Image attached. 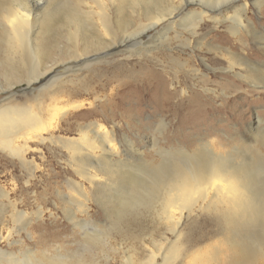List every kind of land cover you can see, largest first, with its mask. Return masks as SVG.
Instances as JSON below:
<instances>
[{"label":"bare ground","instance_id":"1","mask_svg":"<svg viewBox=\"0 0 264 264\" xmlns=\"http://www.w3.org/2000/svg\"><path fill=\"white\" fill-rule=\"evenodd\" d=\"M262 1L0 0L2 26L0 32L11 57L17 56L18 63L29 66L26 77L28 85L48 76L50 68L42 69L46 64L40 41L43 42L45 34L54 30L59 24L60 28L66 29L71 43L77 45L80 41L83 44L81 53L86 51L84 41L87 37L92 45H98L100 50L105 49L103 53L100 52L101 54L91 59L118 51L127 54L130 58L135 55L154 58L156 57L154 54L159 51L167 52L163 57H156L155 63L162 71L173 77V82L170 83L171 90H174V79L177 83L179 75L183 72L194 82L204 81L202 76H208V73H202L201 68L190 69L186 61L179 57V54H186L187 50L193 54L195 50L192 44H194L198 50L205 49L204 51L211 52L216 58V66H211L201 58L206 71L213 75L225 74L231 78H228L229 80L223 78L220 82L223 89L227 87L232 92L221 90L220 87L221 91L201 86L202 92L205 96L211 94L216 98L221 95L232 99L242 93L241 91L236 93L240 84L264 91V62L251 59L245 48L248 46L249 37L264 51V33H261L255 23L245 16L249 3L257 6ZM192 5L195 7L192 8ZM139 6L140 14L148 19V23L140 22L133 31L129 32L130 21L124 15L123 9ZM229 9H233V12L230 13ZM59 18H62V22H59ZM206 21L213 23L214 28L226 24L227 31L235 42L245 47L233 50L207 41L205 32L199 31ZM120 46H123V49L117 51ZM76 56L78 57L76 60H79L80 53H76ZM148 68L133 65L128 68L117 67L109 72L108 67H101L95 71L94 77L81 84L80 88L83 93L92 94L95 102L102 104V99L106 95L99 93L100 90L97 91L96 88L103 89L110 78L118 79L124 76L133 80L145 79L152 70V67L149 70ZM106 73L111 74L109 79H106ZM55 82L56 80L51 84L54 85ZM57 90L58 93L52 95L48 93L47 98L44 95L35 97L29 104L0 103V148L11 157L17 158L22 166L26 165L24 154L30 148L29 143L34 140L53 141L50 132L52 118L55 115L63 116L67 112L69 92L59 87ZM64 96H67V100L63 98ZM60 97L65 100L60 101ZM165 100L170 102L169 97ZM263 124L264 118L257 117L256 126L252 132L249 131L250 136L247 138L249 141H244L242 136L218 143L201 138L192 152L157 148L155 150L159 159L157 163L153 162V159L142 158L143 152L135 147L126 134L118 136L119 130L116 125L106 129L97 121L79 126L77 137L58 136L55 138V143L67 151L69 163L75 167L78 176L91 186V193L96 201L105 202L104 197L96 196L104 192L105 187L114 192V194L106 193V200L113 199L112 208L116 223L124 225L128 217H133L127 226L139 224L142 219L146 220V214H153L151 222L157 221L166 227L175 239L164 248L161 264L173 262L175 264H264V172L256 173L234 162L231 156L222 154L224 149L221 147L223 144L237 141L253 143L258 135L264 134ZM156 125L157 131L160 132L167 128L162 119ZM44 132L48 136H44ZM155 145V143L151 144V149L155 148ZM122 146L130 154L137 155L135 163L122 157L123 150H118V147ZM83 187V184H73L72 190L76 189L81 197L77 199L78 211L87 214L89 198ZM179 194H191L194 197L190 207L186 209L181 205ZM0 197L6 198L7 194L0 192ZM126 203L131 205V208H126ZM173 208L177 211L173 212ZM1 211L0 221L3 222ZM197 214L203 215L200 219L203 224L214 227L219 240H210L215 234L209 236V233L200 230L199 235L192 236L190 240L185 241L186 243L180 242L181 220L185 215ZM21 216H23L22 212L19 211L10 215L14 222H20ZM70 217L74 219L72 215ZM197 218L200 217L196 216L192 222L193 226H196L194 223L199 224ZM84 219L75 221V225L82 227V223L86 221ZM176 220L180 223L177 224ZM25 224L22 223L21 228ZM89 234L84 231L81 251H86L85 238ZM133 237L144 238V234ZM205 241L211 242L201 245ZM216 242L222 244L223 248L220 249L215 245ZM122 244H118V247L113 248L112 251L122 249ZM205 247L208 253L206 251L205 255L200 254ZM41 255L37 257L26 250L23 252V258L20 259L12 253L6 254L0 251V264H30V262L77 264L82 253L45 256L43 251ZM203 255L205 259L201 258ZM151 259L149 264H153L154 255ZM125 264H133V260L127 257Z\"/></svg>","mask_w":264,"mask_h":264},{"label":"rangeland","instance_id":"2","mask_svg":"<svg viewBox=\"0 0 264 264\" xmlns=\"http://www.w3.org/2000/svg\"><path fill=\"white\" fill-rule=\"evenodd\" d=\"M257 6L249 3L245 16L255 23L261 33H264V0ZM194 7L195 5H192V8ZM233 9H229V12H233ZM123 11L130 21L129 32L133 31L140 22L148 23V19L140 14V6L133 9L125 7ZM59 22H62V18H59ZM199 31L205 32L206 40L212 44L216 43L233 50L245 47L235 42L224 23L214 28L213 23L206 21ZM247 41L248 46L245 48L249 57L264 62V51L260 46L249 37ZM84 43H86V51L81 53L83 44L80 41L77 45L71 43L66 29L60 28L57 24L54 30L45 34V40L40 41L46 64L42 69L50 68L48 76L28 85L26 77L29 66L18 63L17 56L11 57L0 32V103L29 104L39 95L47 98L48 93L51 95L58 93V87L69 92L67 112L63 116L55 115L52 118L50 132L54 140L30 142V148L24 154L26 165L22 166L17 158L11 157L0 148V192L7 194L6 198L0 197V210L3 214V222L0 221V251L6 254L12 253L20 259L23 258V252L26 250L37 257L42 256L43 251L45 256H65L76 252L83 255L85 251L81 250L84 244V231L90 233V230H106L112 238V250L123 243L122 249L111 251L105 257L106 260H112L114 264H125L127 257H130L133 264H149L154 255L153 264H161L164 248L175 239L166 227L157 221L152 223L153 214H146V220L142 219L139 224L127 226L133 217H128L124 225L116 223L113 216V199L106 200V193L114 194V192L105 187L104 192L96 195L99 198L104 197L105 202L96 201L91 193V186L78 176L75 167L69 163L67 151L55 143V138L77 137L79 126L94 121L102 123L106 129L116 125L119 130L118 136L126 134L135 147L143 152L142 158L153 159V162L157 163L159 159L155 150L160 147L192 152L201 138L218 143L242 136L244 141H249L247 138L256 126V118H264V91L240 84L236 93L240 91L242 93L232 99L221 95L216 98L211 94H208L210 97L205 96L201 86L232 92L227 87L226 89L221 87L223 78H231L225 74L213 75L206 71L201 58L211 66L217 65L216 58L211 52L204 51L205 49L198 50L194 44H192L195 50L193 54L187 50L186 54H179V57L186 61L190 69L201 68L202 73H208V76H202L204 81L197 80L196 83L183 72L179 75L181 78H178L177 83L174 79V90H171L170 83L173 82V77L162 71L155 63L156 57H163L167 52L159 51L154 54L156 56L154 58L143 55L130 58L127 54L118 51L123 49V46H120L116 49L118 52L91 59L100 52L103 53L105 49L100 50L98 45H92L89 37ZM76 53H80L79 60H76L78 58ZM133 65L152 67L149 77L133 80L122 76L115 79L110 78L111 74L106 73L107 78H104L110 80H107L103 89L96 88L97 91L100 90L99 93L106 95L102 99V104L95 102L92 94H85L80 88V85L91 80L96 74L95 71L101 67H108L107 71L110 72L117 67L128 68ZM55 80V84H51ZM167 97L170 98V102L165 100ZM161 119L166 123L167 128L160 132L157 131L156 123ZM43 135L48 136L46 132ZM154 143L155 148L151 149L150 145ZM118 150H123L121 154L126 160L133 163L137 161V155L130 154L123 146L118 147ZM73 184H83V188L88 193L87 214L78 211L77 199L81 197L76 189L72 190ZM17 211L22 212L23 215L20 222H14L10 217ZM71 215L74 219L70 217ZM196 216L200 217L197 218L200 222L194 223L196 226H193L192 222ZM196 216L185 215L181 220L180 242L183 243L192 236L199 235L200 230L209 233V236L215 234L210 240H219L214 227L201 222L203 215ZM82 219L86 220H83L84 224L82 223L85 229L74 223ZM22 223L25 226L21 228ZM139 234H144V238L133 237ZM209 242L211 241H205L201 245ZM215 245L223 248L222 244L217 242ZM206 251L205 247L200 254L205 255ZM204 255L201 258L205 259Z\"/></svg>","mask_w":264,"mask_h":264},{"label":"clouds","instance_id":"3","mask_svg":"<svg viewBox=\"0 0 264 264\" xmlns=\"http://www.w3.org/2000/svg\"><path fill=\"white\" fill-rule=\"evenodd\" d=\"M221 147L224 149L222 154L231 156L234 162L256 173L264 172V134L258 135L251 144L237 141L223 144ZM125 207L131 208V205L126 203ZM111 239L106 230H90V234L85 238L86 251L78 258L77 264H114V261L105 259L112 251Z\"/></svg>","mask_w":264,"mask_h":264},{"label":"snow or ice","instance_id":"4","mask_svg":"<svg viewBox=\"0 0 264 264\" xmlns=\"http://www.w3.org/2000/svg\"><path fill=\"white\" fill-rule=\"evenodd\" d=\"M149 27H152V25H149ZM129 39H131V38H129ZM178 199L180 200L181 205L184 208L187 209L188 207H190V205H191L194 197H192L191 194H187V195H185V194H179ZM172 211L173 212H176L177 209L176 208H173ZM176 223L179 224L180 221L179 220H176ZM173 230H175V229H173Z\"/></svg>","mask_w":264,"mask_h":264}]
</instances>
